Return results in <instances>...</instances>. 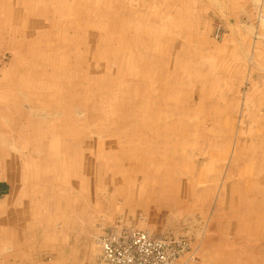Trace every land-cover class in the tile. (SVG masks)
Listing matches in <instances>:
<instances>
[{
	"label": "rangeland",
	"instance_id": "rangeland-1",
	"mask_svg": "<svg viewBox=\"0 0 264 264\" xmlns=\"http://www.w3.org/2000/svg\"><path fill=\"white\" fill-rule=\"evenodd\" d=\"M80 1L0 0V82H42L55 100L45 109L11 105L21 108L18 113L0 102V113L9 111L7 122L0 119V148L4 139L23 148L17 157L0 150V264H99L104 235L121 228L179 241L187 248L177 252L188 264H264V194L246 208L248 191L259 190L264 174L257 178V168L241 167V177L248 178L239 184L231 177L228 184H212L210 177L196 191L193 183L214 137L200 131L201 151L174 154L168 143L176 134L194 144L199 131H162L166 122H181L175 110L162 111L174 80L186 76L176 96H190L186 103L194 110L201 86L193 77L208 68L180 69L174 46L180 37L162 42L153 34L141 17L147 12L141 0L134 9L129 0ZM192 7L186 20L197 18ZM198 17L212 43L227 45V19L209 10ZM220 29L227 36L217 41ZM147 37L157 44L146 46ZM52 114L59 117L55 124L43 121ZM235 126L243 125L238 120ZM55 137L71 148L53 149ZM231 138L214 145L234 154L238 138ZM263 155H257L259 163ZM250 177L257 183L245 185ZM221 187L231 193L221 194Z\"/></svg>",
	"mask_w": 264,
	"mask_h": 264
},
{
	"label": "bare ground",
	"instance_id": "bare-ground-1",
	"mask_svg": "<svg viewBox=\"0 0 264 264\" xmlns=\"http://www.w3.org/2000/svg\"><path fill=\"white\" fill-rule=\"evenodd\" d=\"M83 1L85 0H81L80 3ZM138 1L140 0H129V7L134 9L135 6H138ZM260 1L261 0H141L140 2L142 5L141 7L147 9L146 13H141V17L147 20V23L151 24L150 29L153 34L154 31H157L158 34L162 36L160 39L162 42L170 41L172 36L177 35L180 37L181 41L175 40L174 46L180 50L179 54H181V58H179V67L181 70H183L184 67L188 68L190 66L198 70L208 68V74L204 72H196L194 74L193 78L199 80L198 83L201 86L199 97L197 98L198 106L195 107L194 110L188 107L189 103H186L187 97L190 96H186V94H182L181 97L176 96L178 86L183 87L185 85L184 83L181 84L182 81H184V77H186L185 75H180L177 80H174V82L178 83L171 86L173 89H170L173 91L171 94L167 92L166 101L164 107H162L164 113L175 110L174 115L178 114L181 121L175 124L173 122H166L162 131H185L189 130V128L194 129V131H199L195 135L196 142L194 144H191L186 139H182L181 135L176 134L175 137L177 140L168 143V150L172 153L178 154L182 152L184 154L190 152V149L201 151L202 142L200 137L202 134L200 131H203V133L207 131L214 137L211 141L213 143L209 144L212 149L206 151L204 155L207 157V162L204 164L203 171L199 173L198 179L193 183L196 191H198L197 187H199V184L203 181L205 182V179L210 177L214 180L212 184L216 182L220 183L221 180L222 184H228L225 182L230 177V179L233 178L234 184L240 183L241 180H246L245 178L248 177H241V167L245 169L248 168L249 170L251 167L257 168V172H259L257 178L264 174V155L260 163L257 161V155L260 156L264 151V88H262L264 87V21L258 28L254 14H252L248 7L249 3L256 6ZM80 3L74 10L80 8ZM160 4H162L163 11L159 6ZM189 4L193 6L192 8L197 9V18L195 20L190 17V21L186 20ZM186 6H188V9ZM206 10H209V12H219L220 16L225 19L226 15L228 16L229 13H232L233 16L243 14L247 17L248 23L240 21H238L237 24L228 23L231 33L230 37L228 38L227 45L220 46L210 41L206 33L208 28L207 24H204V31L200 29L201 25L198 15ZM0 13L2 14V11ZM137 15H140V13H137ZM219 33L224 35L219 38L217 33V41L226 39V31L224 33V30L222 32V29H220ZM252 35L258 36L260 40H255ZM148 39L149 37H147L144 42L146 46L151 47L153 43L157 44L151 38ZM245 70L247 71V76H243ZM24 79L25 81H23V78H19V80L13 81L10 84L0 82V87L5 89L14 88L10 95L0 92V102L7 104L9 111H13L10 109L11 105L21 106L23 103H39L43 106V109H45L46 106L51 107L53 105L52 103L55 102V100L48 94V87H41L40 85L42 82L29 81L27 80L28 78ZM34 82H36L37 85ZM247 84L250 85L248 88L250 90L244 89V86ZM43 85L47 86L48 84L43 83ZM184 92L186 91L184 90ZM38 99H40V102L37 101ZM20 110L21 108L15 107L12 113H18ZM152 110L154 111V108ZM146 111L148 112V110ZM198 111L201 117L207 118V125L202 124L201 117L199 118V116H197ZM8 112H3L6 116L0 113V119H4L7 122ZM51 112L53 111L49 110L48 114ZM156 113L157 112L154 114ZM233 113H239V115L235 117ZM249 114L253 115V119L247 116ZM35 115L37 116V114ZM47 117L48 118H46L45 115L41 116L42 120L46 118L43 121H49L52 124H55V121L59 120V117L55 114ZM148 118L150 120L152 119L149 116ZM238 120L241 125H243L239 129L235 126ZM229 137L238 138L234 144L236 148L234 154L227 152L224 148L215 147L214 145L215 140L222 138L226 140ZM248 137L252 139H250V141L245 140V138ZM254 137H256L255 140H253ZM51 142L53 149L58 151H60L59 149L71 148L68 142L57 137L51 140ZM3 144L5 146H3L2 149L9 150L15 157H17L18 153H23V148H20L17 141L11 144L6 143L4 139ZM2 149L0 148L1 151ZM248 153L255 154L254 156L248 157ZM226 161L227 164H225ZM254 161L260 166H257ZM243 163L249 164L247 167L240 166V164ZM253 163H255V165ZM55 166L58 167V164L56 163ZM33 175L40 179V174L38 175L33 172ZM0 176L3 175L1 174ZM28 177L29 179L32 177L30 172H28ZM249 182L253 183L250 184ZM254 182L257 183L255 177H250L247 181H244V184L246 183L245 185L251 186ZM260 183H262V185L258 188L259 190L256 189V191L253 192V189H250V192L248 191V195L246 196L247 209L253 205L254 199L256 201L264 194V191L261 190L264 188V182ZM255 187L257 188V185H255ZM118 190L115 196L116 200L118 197L117 195L123 192V186L120 185ZM195 190L193 191L195 192ZM137 193H139V191H137L136 194ZM229 193H231L229 187H221V194L228 196ZM242 203L243 202H241L240 205H243ZM96 204L99 205V202H96ZM255 204L258 205L256 202ZM120 230H122V228L113 230V232L116 234ZM260 231L257 230L256 233ZM143 232L150 235L148 231ZM107 237L106 234L102 239V252L98 260V263L101 264L105 262L104 248L108 249L110 245ZM152 238L157 239L154 237Z\"/></svg>",
	"mask_w": 264,
	"mask_h": 264
},
{
	"label": "built area",
	"instance_id": "built-area-1",
	"mask_svg": "<svg viewBox=\"0 0 264 264\" xmlns=\"http://www.w3.org/2000/svg\"><path fill=\"white\" fill-rule=\"evenodd\" d=\"M107 236L110 245L104 248L103 264H188L182 260V250L177 252V247H187L174 239H153L135 229L112 231Z\"/></svg>",
	"mask_w": 264,
	"mask_h": 264
},
{
	"label": "crops",
	"instance_id": "crops-1",
	"mask_svg": "<svg viewBox=\"0 0 264 264\" xmlns=\"http://www.w3.org/2000/svg\"><path fill=\"white\" fill-rule=\"evenodd\" d=\"M249 10L254 14L256 25L259 28L263 24V17H264V0H261L256 6H253L251 3L248 4ZM213 13H216L215 11H212ZM222 17V16H221ZM229 18H234V22L229 20ZM227 23L231 24H237L238 21L243 22V23H248V19L245 15L239 14L238 16H233L232 13H229L228 16L226 15ZM243 33V32H241ZM254 36L255 40H260L258 36ZM29 264H34V263H29Z\"/></svg>",
	"mask_w": 264,
	"mask_h": 264
}]
</instances>
